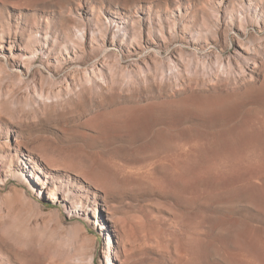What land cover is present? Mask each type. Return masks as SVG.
<instances>
[{
  "label": "rangeland",
  "instance_id": "374dc122",
  "mask_svg": "<svg viewBox=\"0 0 264 264\" xmlns=\"http://www.w3.org/2000/svg\"><path fill=\"white\" fill-rule=\"evenodd\" d=\"M0 264H264V0H0Z\"/></svg>",
  "mask_w": 264,
  "mask_h": 264
},
{
  "label": "bare ground",
  "instance_id": "6f19581e",
  "mask_svg": "<svg viewBox=\"0 0 264 264\" xmlns=\"http://www.w3.org/2000/svg\"><path fill=\"white\" fill-rule=\"evenodd\" d=\"M177 7H176V9H178L179 10V3L176 5Z\"/></svg>",
  "mask_w": 264,
  "mask_h": 264
}]
</instances>
